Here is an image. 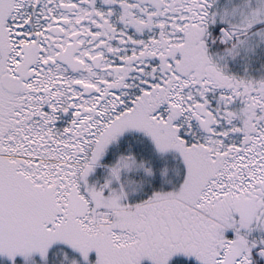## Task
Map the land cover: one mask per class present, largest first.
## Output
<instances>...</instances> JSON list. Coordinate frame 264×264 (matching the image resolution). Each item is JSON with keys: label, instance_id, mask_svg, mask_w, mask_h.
<instances>
[{"label": "snow or ice", "instance_id": "obj_1", "mask_svg": "<svg viewBox=\"0 0 264 264\" xmlns=\"http://www.w3.org/2000/svg\"><path fill=\"white\" fill-rule=\"evenodd\" d=\"M0 264H264V0H0Z\"/></svg>", "mask_w": 264, "mask_h": 264}]
</instances>
